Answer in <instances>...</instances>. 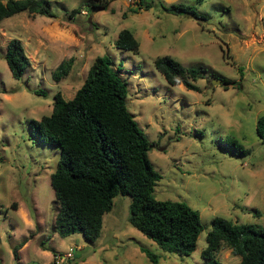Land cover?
Instances as JSON below:
<instances>
[{"label": "rangeland", "instance_id": "rangeland-1", "mask_svg": "<svg viewBox=\"0 0 264 264\" xmlns=\"http://www.w3.org/2000/svg\"><path fill=\"white\" fill-rule=\"evenodd\" d=\"M42 1L52 17L21 11L0 22V264H153L142 247L159 256L157 264H205L201 251L214 217L264 226V140L256 133L264 115V0H143L149 8L139 0H102L106 8H92L101 0ZM179 2L196 5L206 18L160 6ZM123 28L138 40L139 53L114 46ZM12 38L20 39L29 62L18 79L4 59ZM103 54L121 65L127 107L152 143L148 157L162 176L155 198L183 201L200 213L204 228L188 256L163 251L133 227L126 194L114 197L94 242L54 231L58 202L50 175L60 150L37 141L31 121L51 112L56 93L72 98ZM163 55L201 68L199 90L168 84L153 63ZM71 57L69 73L54 80L55 68ZM221 77L232 83L213 81ZM233 139L249 153L226 150ZM214 258L240 261L223 245Z\"/></svg>", "mask_w": 264, "mask_h": 264}, {"label": "trees", "instance_id": "trees-1", "mask_svg": "<svg viewBox=\"0 0 264 264\" xmlns=\"http://www.w3.org/2000/svg\"><path fill=\"white\" fill-rule=\"evenodd\" d=\"M196 2L200 4L201 0ZM46 4L42 0H0V22L21 11L52 17ZM138 4L151 7L143 0ZM107 5L101 0L92 8ZM160 6L172 14L206 18L196 5L179 2ZM114 46L135 54L140 49L127 28L119 31ZM4 59L12 76L20 78L29 63L20 39L12 38L7 43ZM72 63V57L62 61L53 71V79L59 81L66 76ZM153 63L168 84L199 90L194 81L203 77L201 68L184 66L169 55L159 56ZM121 70L120 64L114 67L111 56L95 57L73 97L65 99L56 93L51 112L31 121L35 139L60 150L50 175L58 202L54 231L61 237L80 233L88 242H94L101 234L103 215L111 210L114 197L126 194L131 197L129 223L163 251L188 256L196 249L204 228L200 213L183 201L155 198L154 187L162 176L148 157L152 143L127 107L128 84ZM34 92L45 95L43 90ZM256 133L264 140V115L257 119ZM225 148L233 154L249 153L234 139ZM205 240L201 251L205 264H221L214 257L222 245L240 256L237 264H264V226L216 216ZM142 251L153 264L158 263L157 254L145 247ZM13 256L18 259L17 248Z\"/></svg>", "mask_w": 264, "mask_h": 264}, {"label": "crops", "instance_id": "crops-1", "mask_svg": "<svg viewBox=\"0 0 264 264\" xmlns=\"http://www.w3.org/2000/svg\"><path fill=\"white\" fill-rule=\"evenodd\" d=\"M12 207H13V210L15 211V212H19V214L21 215V217H22V219H23V221H25L26 223H31V221H30V219H29V215L26 213V212H24V211H22L21 212V208H20V211L19 210H17V209H14V205H12ZM26 243H27V240H24L23 242H22V245L18 248V254H20L21 255V251H20V249H22L23 247H24V245H26ZM45 248V247H44ZM50 262H48V264H49Z\"/></svg>", "mask_w": 264, "mask_h": 264}, {"label": "water", "instance_id": "water-1", "mask_svg": "<svg viewBox=\"0 0 264 264\" xmlns=\"http://www.w3.org/2000/svg\"><path fill=\"white\" fill-rule=\"evenodd\" d=\"M213 81L217 82L218 84H223V85H228L229 84V82L223 81L222 78H217V79H214Z\"/></svg>", "mask_w": 264, "mask_h": 264}, {"label": "built area", "instance_id": "built-area-1", "mask_svg": "<svg viewBox=\"0 0 264 264\" xmlns=\"http://www.w3.org/2000/svg\"><path fill=\"white\" fill-rule=\"evenodd\" d=\"M68 256H70V253H68Z\"/></svg>", "mask_w": 264, "mask_h": 264}]
</instances>
